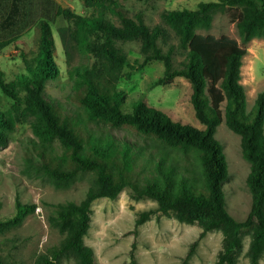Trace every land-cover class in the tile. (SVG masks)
Listing matches in <instances>:
<instances>
[{
	"label": "trees",
	"instance_id": "trees-1",
	"mask_svg": "<svg viewBox=\"0 0 264 264\" xmlns=\"http://www.w3.org/2000/svg\"><path fill=\"white\" fill-rule=\"evenodd\" d=\"M80 1L90 15L63 7L57 11V17L72 26L71 30L59 29L66 51L73 42L93 59L91 65L73 66L69 71L73 88L70 107L56 104L46 93L48 84L59 76L53 30L47 20L36 25L38 52L23 54V72L8 81L0 68L1 92L13 101L10 111L0 110V150L8 144L24 110L32 117L37 139L35 155L27 159L29 171L58 189L70 187L84 174L94 177L82 201L59 204L49 217L50 225L64 239L37 264H54L61 258L73 259L76 264H97L85 242L92 224V205L99 199H117L126 188L157 201L156 213L202 228L183 264L211 231L224 236L216 264H238L246 230L251 236L250 263L259 264L264 256V91L258 95L254 111L247 115L241 83L247 48L228 35L198 31L209 29L214 12L222 11L245 41L264 38V0H219L202 2L196 10L165 11L162 19L177 37L178 46L169 42L162 26L151 28L141 14L130 16L120 0ZM16 42L24 41H1L0 51ZM126 42H140L144 57L140 69L151 62L163 63L157 86L170 85L177 78L190 83L194 115L203 129L174 119L171 112L152 106L145 97L134 102L131 110L124 109L128 96L118 85L131 64L119 44ZM178 50L185 58L176 65ZM223 123L241 137L243 156L250 163L247 184L252 206L245 222L236 220L227 209L224 189L229 167L216 139L217 128ZM102 126L133 130L153 143H131ZM36 209V204L18 199L14 216L0 221V236L20 227ZM153 213H143L137 226ZM133 234L128 264H138V230Z\"/></svg>",
	"mask_w": 264,
	"mask_h": 264
},
{
	"label": "rangeland",
	"instance_id": "rangeland-1",
	"mask_svg": "<svg viewBox=\"0 0 264 264\" xmlns=\"http://www.w3.org/2000/svg\"><path fill=\"white\" fill-rule=\"evenodd\" d=\"M219 0H120L129 15L141 14L148 26H162L169 34V42L178 46L174 32L165 24L162 14L169 10H196L202 2ZM67 8L77 14L90 15L80 0H65ZM55 41V61L59 68L56 81L48 84L47 96L56 104L70 107L69 96L73 93L69 71L73 66L91 65L93 59L83 54L72 42L66 51L60 28L71 30V23L63 17L50 22ZM215 36L228 35L247 48L243 58L242 80L247 97V115L254 111L258 95L264 91V38L245 41L227 13L216 11L209 29L198 31ZM36 28L21 38L23 43H13L0 51V68L7 80H13L23 72L24 53L32 56L38 52L35 41ZM68 33L65 35L68 38ZM127 54L131 67L124 70L118 87L128 96L124 109L131 110L134 102L145 97L158 108L172 113L176 120L203 129L194 115L191 103V85L184 78H177L170 85L157 86L155 82L163 76L162 62H151L144 68L139 66L144 57L140 52V42L119 44ZM175 64L185 58L178 50ZM13 101L1 92L0 110L8 112ZM23 116L16 125L6 147L0 150V221L11 218L16 213V202L36 204V212L24 223L5 235L0 236V264H37L38 260L50 253L64 239L61 232L49 223V217L59 204L79 203L86 197L93 175L80 176L70 187L56 188L46 178L29 171L28 155H35L36 137L32 132V117L22 110ZM116 137L138 145L148 146L153 141L129 129L102 126ZM216 139L226 154L229 178L225 183L227 209L238 221L245 222L252 206V195L247 184L250 163L244 158L241 137L231 131L225 123L217 128ZM57 149L61 151L57 145ZM158 203L149 197H139L131 188H126L117 199H99L92 205V224L85 237L92 248L97 264H128L129 254L138 230L136 258L138 264H183V259L192 244L199 240L202 228L198 224L181 223L172 216L156 213ZM154 212L149 219L137 226L143 213ZM224 236L219 231L208 232L200 241L194 256L187 264H216L222 249ZM251 243L249 231L243 235V250L238 264H251L248 251ZM54 264H76L73 259L61 258ZM259 264H264V256Z\"/></svg>",
	"mask_w": 264,
	"mask_h": 264
},
{
	"label": "crops",
	"instance_id": "crops-1",
	"mask_svg": "<svg viewBox=\"0 0 264 264\" xmlns=\"http://www.w3.org/2000/svg\"><path fill=\"white\" fill-rule=\"evenodd\" d=\"M65 0H0V42L21 41L41 20L51 22Z\"/></svg>",
	"mask_w": 264,
	"mask_h": 264
}]
</instances>
